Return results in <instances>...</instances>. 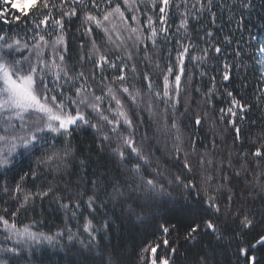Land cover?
Wrapping results in <instances>:
<instances>
[{
  "label": "snow or ice",
  "instance_id": "6c2138e0",
  "mask_svg": "<svg viewBox=\"0 0 264 264\" xmlns=\"http://www.w3.org/2000/svg\"><path fill=\"white\" fill-rule=\"evenodd\" d=\"M0 25V264H177L178 225L190 264H264V0H0ZM45 202L63 227L17 222Z\"/></svg>",
  "mask_w": 264,
  "mask_h": 264
},
{
  "label": "trees",
  "instance_id": "16d2710c",
  "mask_svg": "<svg viewBox=\"0 0 264 264\" xmlns=\"http://www.w3.org/2000/svg\"><path fill=\"white\" fill-rule=\"evenodd\" d=\"M0 27H2V25H0ZM228 27L229 25H225V32L228 31ZM221 35H223V33H221ZM162 66H163V62H162ZM157 84H159V81H157ZM208 85V81L207 79H205L204 81L201 82V87H206ZM239 85V81H235L234 83L230 84L229 87L230 88H234V87H238ZM246 98L248 97V94H245ZM197 99H199V97H197ZM227 106V98L224 97L221 100L217 101L216 107H226ZM253 118H255L258 113L256 110H253V113L250 114ZM222 127H227L226 124L222 125ZM223 135L226 138V143L222 146H219L217 149L218 155L216 157L217 160L221 159V158H226L227 156V152L229 150V146L231 145V141L233 139L232 136V131L231 128H227V131H225L223 133ZM85 137H81V140H84ZM205 144H207L208 142L205 140L204 141ZM233 152V155H235V149H231ZM192 163L193 165H195L196 163V157L193 156L192 157ZM200 169H198L197 167H194L193 169V178L194 180L199 183L201 180V175H200ZM218 176L220 175L219 173L217 174ZM2 195V194H0ZM0 204H2V201H0ZM43 209L44 211L42 212H38L37 214H32L29 213V218H24L23 215L18 216L17 217V222L20 223L21 221L23 222L21 224V226H23V224H30L32 222V220H36L39 221V224L37 225V227L39 228L40 231L43 232H49V231H55L57 227H63V221H64V217L60 214V213H54V214H49L51 212V206L49 203L45 202L43 204ZM85 215H87L85 213ZM68 223L71 224L73 226V231H76L77 227H82L84 221L81 220L79 222V224H77L75 221L69 219ZM159 223H165L166 226H171L170 224H167L164 220H161ZM158 228V225L156 226ZM177 227H179L181 230L179 232H172L167 238L169 239L170 244L172 243V241H175V247L178 248L179 250V255L177 257H175L177 264H190V261L192 259V257L195 254V249L194 248H190L186 242L183 240V229H184V225H178ZM79 235L81 236V238L86 239V234H84L83 232H80ZM164 237V235L156 230L155 231V235H153V229L152 228H148V229H140V230H136V231H132L129 232L128 230H123V231H119L115 233V237L112 241L113 244L115 245H120L123 246L129 253L133 252V249H135L136 252H139V250L145 246V244L148 243H154V242H159L160 240H162ZM207 237L204 238V242H207ZM47 247V246H46ZM198 247V246H197ZM49 251V256L44 257V264H63V261L58 260V257L53 255V253H57L59 250L58 249H54L49 247L48 248ZM158 254L159 255H165L166 254V250H158ZM188 257L187 259H185V257ZM125 260V264H135V255H129L124 257Z\"/></svg>",
  "mask_w": 264,
  "mask_h": 264
}]
</instances>
